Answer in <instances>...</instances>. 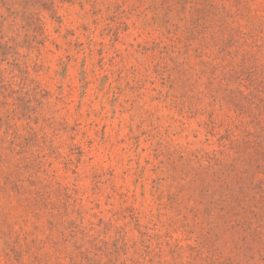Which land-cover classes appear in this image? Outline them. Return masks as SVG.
I'll return each instance as SVG.
<instances>
[{"label": "rangeland", "instance_id": "374dc122", "mask_svg": "<svg viewBox=\"0 0 264 264\" xmlns=\"http://www.w3.org/2000/svg\"><path fill=\"white\" fill-rule=\"evenodd\" d=\"M0 264H264V0H0Z\"/></svg>", "mask_w": 264, "mask_h": 264}]
</instances>
